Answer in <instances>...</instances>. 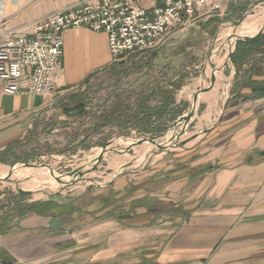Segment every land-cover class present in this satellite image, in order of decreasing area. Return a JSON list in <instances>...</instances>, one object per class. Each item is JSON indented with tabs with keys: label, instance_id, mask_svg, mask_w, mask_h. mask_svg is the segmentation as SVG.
Masks as SVG:
<instances>
[{
	"label": "crops",
	"instance_id": "0c3cea01",
	"mask_svg": "<svg viewBox=\"0 0 264 264\" xmlns=\"http://www.w3.org/2000/svg\"><path fill=\"white\" fill-rule=\"evenodd\" d=\"M82 1L0 0L4 20L0 35ZM164 2L151 0L144 7L151 10ZM217 2L221 15L240 12L237 1L230 11L229 0ZM209 19L201 16L195 24ZM113 59L106 33L72 30L64 35L51 98L8 96L0 82V162L15 156L27 129L61 102L55 100L57 96L78 91L112 66ZM229 69L234 72L231 98L218 122L194 146L118 176L100 190L25 205V212H21L25 206L13 204L5 214L26 215L0 231V260L12 264H264V98L255 97L251 86L264 82V35L256 45H243ZM151 92L150 97L127 105L115 99L103 105L119 116L112 119L111 115L104 128L112 124V129L130 130L139 124L156 136L165 132L180 117L181 104L167 90ZM79 105L80 111L85 110ZM57 219L60 229L53 228Z\"/></svg>",
	"mask_w": 264,
	"mask_h": 264
},
{
	"label": "rangeland",
	"instance_id": "374dc122",
	"mask_svg": "<svg viewBox=\"0 0 264 264\" xmlns=\"http://www.w3.org/2000/svg\"><path fill=\"white\" fill-rule=\"evenodd\" d=\"M235 2L240 10L238 15L212 13L208 23L185 28L168 38L160 49L113 59L112 66L92 76L78 91L57 96L55 100L61 102L27 129L15 156L0 162V231L6 230L13 219L26 215L5 214L12 210L13 204L30 206L77 192L100 190L115 177L147 168L169 154L194 146L218 122L231 98L234 72L229 69L230 62L227 63L231 36L237 34L249 13L259 7L263 8L257 10L259 13L264 10V0H229V11ZM215 15L223 17L215 18ZM214 69L217 70L215 78ZM153 89L173 93L181 104L180 117L165 132L156 136L137 123L130 130L112 129V124L104 128L112 114L103 105L114 99L113 102L122 100L125 105L143 100L151 96ZM79 104L85 110L80 111ZM105 110L107 113H103ZM211 116L216 122L210 121ZM118 117L112 115V119ZM98 124H102L101 129ZM174 137L175 147L168 149L150 144L131 145L148 139L168 142ZM104 146L117 151L105 155L92 168ZM122 154L130 159L125 165L133 164L132 167H119L122 159L115 162ZM24 164L35 167L26 170L20 167L11 174L13 181L4 180L7 175H2L3 172ZM77 171L84 178L69 191L56 181L67 179ZM88 173H93V178L88 179ZM20 190L29 193L22 194ZM26 206L21 212L26 211Z\"/></svg>",
	"mask_w": 264,
	"mask_h": 264
},
{
	"label": "built area",
	"instance_id": "2783aa9c",
	"mask_svg": "<svg viewBox=\"0 0 264 264\" xmlns=\"http://www.w3.org/2000/svg\"><path fill=\"white\" fill-rule=\"evenodd\" d=\"M84 0L0 35V82L8 96L54 95L64 35L86 29L106 33L114 59L154 52L202 16L220 12L217 0ZM203 12V15L200 13ZM4 20L0 18V24ZM0 264H12L0 260Z\"/></svg>",
	"mask_w": 264,
	"mask_h": 264
},
{
	"label": "water",
	"instance_id": "95a60500",
	"mask_svg": "<svg viewBox=\"0 0 264 264\" xmlns=\"http://www.w3.org/2000/svg\"><path fill=\"white\" fill-rule=\"evenodd\" d=\"M239 25H241V23ZM262 35H264V25L260 29V31L257 34H255L254 36H239L237 34L232 35L231 36V41H230V52H229V55L227 57V63H229L231 61V56L235 52L238 43H241V42H252V41L256 40L257 38L261 37ZM216 74H217V70L214 69V72H213V75H214L213 77L214 78L216 77ZM175 140H176V137L172 138V140H170L168 142H166L164 140L157 141V140L148 139V140L137 141L136 143H133L131 145L140 146V145H144V144H150L152 147H155V148H158V149H168V148H171V147H175ZM116 151H117L116 148H109V146H104L103 150H102V153L100 154V156L98 157L96 162L92 165V168H95L96 165L99 162L102 161V159L104 158L105 155L110 154L112 152H116ZM20 167H25V168L30 167V168H32V167H35V166L33 164H24V166H13L9 170L8 175L6 176V178H4V180L10 181L11 174L14 171L18 170ZM83 178H84V174L81 173L80 171H77V172H74L71 175H69V177L67 179H56V181L64 187V190L69 191V189L71 187H74L75 185H77L79 183V181L82 180ZM115 178H113V179H115ZM0 180H2V179L0 178ZM105 185H107V184H105ZM20 192L22 194L29 193V192L24 191V190H20ZM54 196H59V194H56ZM53 228H55V229H60L61 228V220L60 219L56 220Z\"/></svg>",
	"mask_w": 264,
	"mask_h": 264
},
{
	"label": "bare ground",
	"instance_id": "6f19581e",
	"mask_svg": "<svg viewBox=\"0 0 264 264\" xmlns=\"http://www.w3.org/2000/svg\"><path fill=\"white\" fill-rule=\"evenodd\" d=\"M263 8L259 7L256 8V10H253V12L248 14V18L246 21H244V23L238 28V30L236 31L237 35H241L242 34H248V33H254V32H259L260 29L263 27L264 25V17H259V15L264 16V10L262 11V13H259L258 11L262 10ZM258 10V11H257ZM259 17V18H258ZM253 20V21H252ZM255 21V22H254ZM243 31V32H242ZM152 147V146H151ZM144 149H148V147H144ZM90 156V155H89ZM117 156V155H115ZM92 158V157H91ZM129 156L127 157L126 155H121L115 158V162H118L120 159H122V163L119 167H121L122 165H125L128 163V161H130ZM133 164H128L125 165L124 168L126 167H132ZM116 168V167H115ZM123 168V167H122ZM127 168V169H128ZM26 170V168H23ZM87 172V171H86ZM2 175H8L7 172H3ZM93 173H88V179L93 178ZM5 177V176H2ZM11 180L13 181V178L11 176ZM88 183L86 182L85 185H87ZM30 188V187H29ZM37 192V191H36Z\"/></svg>",
	"mask_w": 264,
	"mask_h": 264
},
{
	"label": "trees",
	"instance_id": "16d2710c",
	"mask_svg": "<svg viewBox=\"0 0 264 264\" xmlns=\"http://www.w3.org/2000/svg\"><path fill=\"white\" fill-rule=\"evenodd\" d=\"M262 38H263V35L261 37L257 38L256 40L252 41V42H241V43H238L234 54L231 56V59L233 60V56H234V60H235V54H237V52L242 50V46L243 45H245V46L256 45ZM251 86H252V91H253L255 97L264 98V82L253 84Z\"/></svg>",
	"mask_w": 264,
	"mask_h": 264
}]
</instances>
